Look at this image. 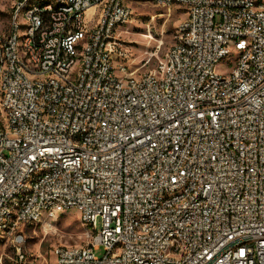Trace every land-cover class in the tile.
Returning a JSON list of instances; mask_svg holds the SVG:
<instances>
[{
	"label": "built area",
	"instance_id": "built-area-1",
	"mask_svg": "<svg viewBox=\"0 0 264 264\" xmlns=\"http://www.w3.org/2000/svg\"><path fill=\"white\" fill-rule=\"evenodd\" d=\"M153 1L185 17L145 71L118 36L129 0L14 6L0 237L21 259L27 228L74 210L92 238L57 264H264V0Z\"/></svg>",
	"mask_w": 264,
	"mask_h": 264
},
{
	"label": "rangeland",
	"instance_id": "rangeland-1",
	"mask_svg": "<svg viewBox=\"0 0 264 264\" xmlns=\"http://www.w3.org/2000/svg\"><path fill=\"white\" fill-rule=\"evenodd\" d=\"M17 1L0 0V36L10 32L13 9ZM129 5L132 17L118 30V36L123 49L129 55L131 70H150L155 67L159 57H163L173 45L185 13L178 6L169 9L157 5L153 0H129ZM94 11L95 9L88 10L89 19ZM19 23L25 25L26 20L21 17ZM236 57L237 55L233 59ZM226 64L220 63L217 66L223 74L226 73ZM92 234L79 212L64 210L50 223L25 230V242L22 245L24 259L19 257L11 237H0V264H57L54 251L58 246H86ZM97 255L103 257L105 251L102 249Z\"/></svg>",
	"mask_w": 264,
	"mask_h": 264
}]
</instances>
